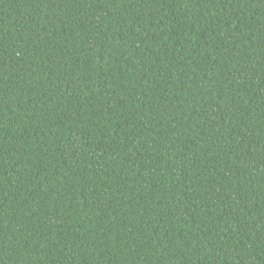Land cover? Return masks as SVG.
<instances>
[{"label":"trees","instance_id":"obj_1","mask_svg":"<svg viewBox=\"0 0 264 264\" xmlns=\"http://www.w3.org/2000/svg\"><path fill=\"white\" fill-rule=\"evenodd\" d=\"M0 264H264V0H0Z\"/></svg>","mask_w":264,"mask_h":264},{"label":"rangeland","instance_id":"obj_2","mask_svg":"<svg viewBox=\"0 0 264 264\" xmlns=\"http://www.w3.org/2000/svg\"><path fill=\"white\" fill-rule=\"evenodd\" d=\"M90 164H91L90 165V169H92L94 172H98V171H100L103 168V166H102V164L100 163L99 160L95 161V162H92Z\"/></svg>","mask_w":264,"mask_h":264}]
</instances>
